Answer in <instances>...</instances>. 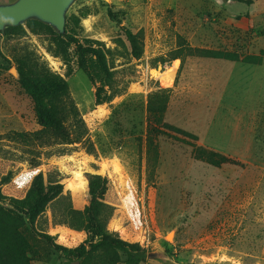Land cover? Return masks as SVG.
Listing matches in <instances>:
<instances>
[{
  "label": "rangeland",
  "instance_id": "1",
  "mask_svg": "<svg viewBox=\"0 0 264 264\" xmlns=\"http://www.w3.org/2000/svg\"><path fill=\"white\" fill-rule=\"evenodd\" d=\"M25 27L0 34V201L51 237L31 264H80L102 235L140 264H264V0H76L64 34ZM23 46L68 81L81 142L32 155L8 137L40 129L17 82ZM95 176V222L75 225Z\"/></svg>",
  "mask_w": 264,
  "mask_h": 264
},
{
  "label": "trees",
  "instance_id": "2",
  "mask_svg": "<svg viewBox=\"0 0 264 264\" xmlns=\"http://www.w3.org/2000/svg\"><path fill=\"white\" fill-rule=\"evenodd\" d=\"M42 25L52 28L37 19H30L24 24L10 26L0 31V34L6 38H21L27 35L25 26L36 29ZM126 35L133 46L131 32L126 31ZM180 57L181 53H178L170 60ZM5 61L10 64L7 58ZM13 61L19 75L17 82L33 102L35 117L40 129L33 133H11L8 135L10 140L22 143L26 152L32 155L37 154L35 148L32 147L33 143L40 146H53L81 142L87 134V128L76 104L70 97L68 81L53 71L48 63L28 46H23L13 56ZM165 61L162 60V62ZM152 132L157 131L151 129ZM196 149L199 150V148ZM210 155L214 158L217 156L211 152ZM213 163L219 164L220 162L215 160ZM105 191L106 180L95 176L88 183V204L82 210L73 212V224L83 225L87 219L94 224L93 208L97 199ZM46 200L43 199V201ZM38 235L47 242H51L48 234H37L29 227L26 214L21 207L5 206L0 201V264H31L29 255ZM77 254L80 264H118L122 259V254L127 255L125 264H140L144 261L139 251L133 250L126 242L111 239L107 235L98 236L94 241L81 245L77 249Z\"/></svg>",
  "mask_w": 264,
  "mask_h": 264
},
{
  "label": "water",
  "instance_id": "3",
  "mask_svg": "<svg viewBox=\"0 0 264 264\" xmlns=\"http://www.w3.org/2000/svg\"><path fill=\"white\" fill-rule=\"evenodd\" d=\"M76 0H16L0 4V31L37 19L57 33L66 32L67 12ZM17 73V72H16Z\"/></svg>",
  "mask_w": 264,
  "mask_h": 264
}]
</instances>
